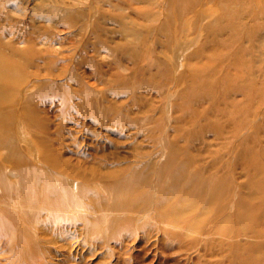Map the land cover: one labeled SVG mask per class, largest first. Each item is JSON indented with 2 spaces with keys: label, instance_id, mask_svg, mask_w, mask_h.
I'll return each instance as SVG.
<instances>
[{
  "label": "rangeland",
  "instance_id": "obj_1",
  "mask_svg": "<svg viewBox=\"0 0 264 264\" xmlns=\"http://www.w3.org/2000/svg\"><path fill=\"white\" fill-rule=\"evenodd\" d=\"M186 1L0 0V67L32 96L30 117L0 118H32L44 136L18 138L86 200L43 211L6 191L0 264H264V0ZM63 4L81 31L29 18ZM105 189L141 211L94 210Z\"/></svg>",
  "mask_w": 264,
  "mask_h": 264
},
{
  "label": "bare ground",
  "instance_id": "obj_2",
  "mask_svg": "<svg viewBox=\"0 0 264 264\" xmlns=\"http://www.w3.org/2000/svg\"><path fill=\"white\" fill-rule=\"evenodd\" d=\"M191 1L192 0H187L186 2H191ZM186 2L183 3L187 4ZM14 3L15 4L12 5L11 9L17 12L18 3L16 1ZM36 8L37 6L34 5L30 9L29 18L31 20H37L40 23H56L58 26L61 27L59 31H64L66 29H73V28L81 31L82 29V26L76 25L77 23L76 18L78 19L82 15L78 14L77 16V14H74L76 13V11H74L75 10L74 6L64 5L63 8L54 7L51 10L42 9L41 10L42 13L40 15L35 14ZM253 10L254 11L258 10L260 12L261 8L259 9V6L256 7L254 4ZM236 27H237L236 25L231 26V28H235V29ZM20 67H16V68H10L9 66L0 67V107L1 108L4 107L3 109H5V105L7 106L9 105L14 108L18 106L20 107L21 112L26 115V117H30L29 106L27 104L28 101L31 100L30 98L32 96L31 97L28 96L29 95L28 93L35 91V84L37 85V83L29 85L28 90L26 91V94L28 95L27 96L24 95L25 98L23 99V101L19 102L15 96L14 93L15 90L13 88L17 86L18 83L23 81V78L20 74L21 73ZM22 105L24 106L23 111H22ZM4 112H6V110ZM1 114L3 115V117L0 118V158L10 157L11 162L9 164L0 166V201L7 198L6 191L11 190L15 192L17 196V199L11 202L13 206H17L19 204H25L30 206L32 205L34 208L33 204H35L36 208H39L43 211H52L54 210V208H52L53 206L60 207L61 209L62 207L82 208V204L86 203V200L83 199V196H85L84 195L85 188H83V186L80 187L79 185H75V187H73L75 188V192H74L75 195L64 194L63 191L65 187L63 183H61L59 180L62 175L57 176V174L56 175L52 174L48 166L44 167L37 163L38 161H40L48 165H51L50 162L52 161V159H50V157L44 153V150L39 145L38 146L40 152H38V154L30 151L29 145L35 142V140L38 142V139L35 138L32 140L29 139L27 136L26 140L22 141L18 138L17 134L19 135V133L23 130L24 127L28 130H31V132L34 131L37 134L41 133L38 136L39 138L43 137L44 134L40 130L38 131L37 129L38 125L36 124V122H34L32 118H29L27 124L23 126L21 125L19 126L17 124H14L12 122V119H8L9 117H12L10 113L6 115L5 113L2 112ZM12 115H16V114L12 113ZM52 165H53V161H52ZM90 177H91L90 175L85 176V178L88 179H91ZM134 177H137V175L135 174ZM112 178L113 177L111 175H106V176H101L98 179L111 180ZM132 178H130V180ZM166 184L169 185V183ZM180 188L183 191L191 190L189 188V185H186V183H183L182 185L180 184ZM192 188L193 190L191 191L193 193L188 192L189 195L193 197H198V196L204 197L206 203L211 201H212L211 203H213V201H215L216 196L211 195L213 193H211V190L208 189L207 187H203L201 184L196 183L195 185L192 184ZM136 192L137 190H135L134 193ZM117 197L118 195L116 193H113L105 189L103 195L101 194L91 197L92 200L89 201L91 203L88 204L93 205L94 210L105 209L106 211L109 210L113 211L120 207V210L124 212L128 211L132 213H138L141 211L140 205L135 204L133 206L126 207L124 203H119L117 201ZM247 199L250 201L252 199H255V197L253 194H250L247 196ZM247 212L249 215H252L253 213L250 211ZM244 221L245 224L247 225V223L251 221V218H249V216L246 215ZM244 234H247V232H245Z\"/></svg>",
  "mask_w": 264,
  "mask_h": 264
}]
</instances>
